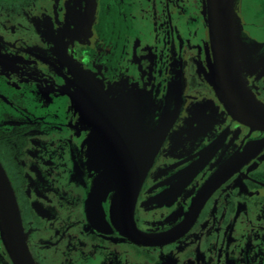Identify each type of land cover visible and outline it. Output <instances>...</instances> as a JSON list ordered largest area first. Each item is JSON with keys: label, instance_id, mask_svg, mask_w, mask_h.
Masks as SVG:
<instances>
[{"label": "flooded vegetation", "instance_id": "af4514ba", "mask_svg": "<svg viewBox=\"0 0 264 264\" xmlns=\"http://www.w3.org/2000/svg\"><path fill=\"white\" fill-rule=\"evenodd\" d=\"M0 0V167L31 264H264V132L215 85L207 0ZM240 79L264 109V0H231ZM93 117L77 91L95 52ZM83 78V77H82ZM170 121L135 196L138 242L114 222L115 137ZM133 125V126H132ZM0 264H14L0 223Z\"/></svg>", "mask_w": 264, "mask_h": 264}, {"label": "water", "instance_id": "95a60500", "mask_svg": "<svg viewBox=\"0 0 264 264\" xmlns=\"http://www.w3.org/2000/svg\"><path fill=\"white\" fill-rule=\"evenodd\" d=\"M231 0H207V26L210 35L215 85L228 112L245 125L264 132V109L247 91L240 79L232 48ZM132 129L119 138L115 137L112 153L108 156L109 175L116 195L113 201V218L119 230L138 242L151 238L136 232L132 221L133 204L141 180L152 162L155 152L170 126ZM133 126V125H132ZM0 167V223L6 247L14 264H31L21 232V224L12 190Z\"/></svg>", "mask_w": 264, "mask_h": 264}, {"label": "rangeland", "instance_id": "374dc122", "mask_svg": "<svg viewBox=\"0 0 264 264\" xmlns=\"http://www.w3.org/2000/svg\"><path fill=\"white\" fill-rule=\"evenodd\" d=\"M95 0L91 2V20H96L97 11ZM97 34L91 29L88 28V33L84 37L83 42L91 45L92 50L95 52L92 60H94L95 65L89 62L84 67V74L81 76L80 88L77 91V100L80 101L78 112L87 117H93L95 112L102 107L105 100V91L107 89L108 81L106 78H103L101 75L96 74L97 70L99 71V66L103 67L101 63L103 53L98 51L100 48L99 40L96 36ZM83 77V78H82Z\"/></svg>", "mask_w": 264, "mask_h": 264}]
</instances>
